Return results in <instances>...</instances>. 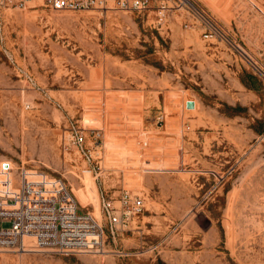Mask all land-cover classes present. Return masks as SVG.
I'll return each instance as SVG.
<instances>
[{"label":"rangeland","instance_id":"374dc122","mask_svg":"<svg viewBox=\"0 0 264 264\" xmlns=\"http://www.w3.org/2000/svg\"><path fill=\"white\" fill-rule=\"evenodd\" d=\"M191 1L262 59L264 0ZM188 16L0 9V165L64 180L106 235L77 254L29 239L0 264H264V81ZM123 189L146 210L112 237L102 196Z\"/></svg>","mask_w":264,"mask_h":264},{"label":"built area","instance_id":"2783aa9c","mask_svg":"<svg viewBox=\"0 0 264 264\" xmlns=\"http://www.w3.org/2000/svg\"><path fill=\"white\" fill-rule=\"evenodd\" d=\"M47 9L50 11H108L117 10L153 17L160 29L168 25L173 13L186 19L191 15L202 27L206 41L231 42V48L245 59L264 81V40L262 59L252 57L236 39L231 41L191 0H0V9ZM74 143L92 164L85 147L86 136L73 130ZM103 212L108 220V232L115 237L120 227L137 222L145 212V199L138 193L123 189L119 206L102 196ZM25 238L38 249L62 254L100 251L105 245V228L93 213L81 209L72 188L67 183L45 173L16 168L9 162L0 165V248H13Z\"/></svg>","mask_w":264,"mask_h":264},{"label":"bare ground","instance_id":"6f19581e","mask_svg":"<svg viewBox=\"0 0 264 264\" xmlns=\"http://www.w3.org/2000/svg\"><path fill=\"white\" fill-rule=\"evenodd\" d=\"M9 163H11V162H9ZM11 165H12V163H11ZM100 212H101V209H100ZM24 240L25 241H23V246L22 247L24 248L23 251H26V247L30 243V240H29V238H25ZM24 242H25V245H24Z\"/></svg>","mask_w":264,"mask_h":264},{"label":"water","instance_id":"95a60500","mask_svg":"<svg viewBox=\"0 0 264 264\" xmlns=\"http://www.w3.org/2000/svg\"><path fill=\"white\" fill-rule=\"evenodd\" d=\"M187 108H188V109H194V108H195V103L192 102V101L188 102V103H187Z\"/></svg>","mask_w":264,"mask_h":264},{"label":"trees","instance_id":"16d2710c","mask_svg":"<svg viewBox=\"0 0 264 264\" xmlns=\"http://www.w3.org/2000/svg\"><path fill=\"white\" fill-rule=\"evenodd\" d=\"M248 80L250 81L251 84L255 83V80L253 79V77H248Z\"/></svg>","mask_w":264,"mask_h":264}]
</instances>
